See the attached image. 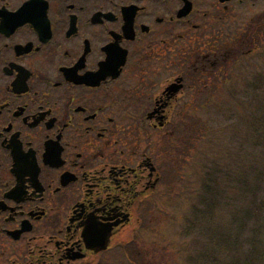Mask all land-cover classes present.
<instances>
[{
	"label": "flooded vegetation",
	"instance_id": "flooded-vegetation-1",
	"mask_svg": "<svg viewBox=\"0 0 264 264\" xmlns=\"http://www.w3.org/2000/svg\"><path fill=\"white\" fill-rule=\"evenodd\" d=\"M236 1L0 0V264H114L162 205L149 127Z\"/></svg>",
	"mask_w": 264,
	"mask_h": 264
},
{
	"label": "rangeland",
	"instance_id": "rangeland-1",
	"mask_svg": "<svg viewBox=\"0 0 264 264\" xmlns=\"http://www.w3.org/2000/svg\"><path fill=\"white\" fill-rule=\"evenodd\" d=\"M260 14H264V0L259 1L254 7L252 8H240L237 11L229 14L228 16L232 18V25L234 26V30L238 28H243V26H248L249 24L254 25V22L256 21L254 18L257 17ZM252 25H249L250 28H247L246 31L250 33L252 36L254 34H260L264 32V22L257 25V27H254ZM210 29H207V32H209ZM234 35H237L236 32H233ZM244 35V33H241L240 36ZM205 41H196V39H193V45L195 47H200L204 50L209 49V41L210 38L206 35ZM240 48H243V45L239 46ZM204 52V51H202ZM223 52L220 51V54ZM213 53L212 56L214 58L212 60L207 59L206 62L203 64V67L201 71L199 72H193L191 70V75L193 78L190 83H193L195 81L197 74H201L205 76V81H195L193 84V88L188 91L189 92V98L186 100H183L180 102V113L177 116V119L174 122V125H177L178 129L176 130V138H174V142L179 146L177 151L175 153L168 154L167 152H164V155L162 159L160 160V165L163 166L161 168V171L166 176L165 182L168 180V186L165 187V192H168L170 189V185L172 184L173 180L175 181V184L173 187L176 189V194L173 195H167L165 194L164 197V206H163V223H157V234L152 233L150 238L146 239L147 237H141L139 235H135V233H132L131 240L134 239V242L130 245V250L133 254H139L144 252H150L149 253V260L151 257H153V261L158 264H187V261L189 257L191 256V253L182 252V250H187L188 242L191 241V244L194 243L195 245H203V241L199 242H193L192 239H188V237L184 236V225H186L182 219L185 217V215L188 214L190 207L194 204L195 198L188 196L190 192H193V190H196V187H200V175L201 173H198V170L204 166L205 159L207 160V154L209 152L210 156L208 159H212V156L215 155V152L221 153L222 151H229L232 152L234 150L235 143L234 141H231L229 139V136L226 135L225 143H222L218 140V143H212V138H215L216 135H212V131L220 130L223 127H226L228 129V134L233 131L234 129L238 130H244L245 129V123L250 119V115L247 111L242 112V119L239 121L238 118L241 116V108L240 104L238 103V107H234L236 103H231V99H229V104L224 107L228 108L227 113L224 111V115L222 117V123L218 120L219 115L217 113V110H221V114L223 113V108L218 107V109H213V99L216 100L218 98L214 97L211 99L210 104V110H209V104H207V100L203 99V96L207 95L209 93V96L214 93L216 95L215 88L219 87V90L226 95L227 92H230L232 90V86L236 81L242 80L243 81V75L244 77L248 76L249 78H253L256 75V66H259L262 56L260 59H258V65L255 62V57H250L245 63H243L240 67L243 69L242 73L238 77H233L229 71L236 74L237 70L234 69V63L237 55L239 54V49L234 48L232 51L224 52V57ZM252 56V55H248ZM225 61V62H224ZM198 69L201 68V65L198 63ZM227 66V68H221L222 66ZM188 66V65H185ZM225 66V67H226ZM214 67V68H213ZM196 68V67H195ZM213 68V69H212ZM259 71L261 70L260 67ZM228 69V72H227ZM224 78V79H222ZM250 82V81H248ZM248 82H245L241 88V91L235 93L236 98H241L244 94L248 92ZM241 83V82H240ZM222 99H219L218 103H221L222 101H225ZM205 100V101H204ZM243 104H247L250 102V98L245 100L244 96L242 97ZM207 104V105H206ZM212 105V107H211ZM217 106V105H216ZM234 107V108H233ZM213 109V110H212ZM231 113L237 114V117L235 116L232 119L228 118V115ZM227 115V117H226ZM217 120V121H216ZM171 127L170 129H172ZM174 136V137H175ZM243 144L247 145L248 140L245 139V135L243 133ZM164 142L166 143L168 136L166 135V132L163 133ZM177 140V141H176ZM191 140V141H189ZM190 143H193V146L190 147ZM217 142V140H216ZM242 142V138H241ZM170 141L167 142L169 144ZM262 145H264V139L262 141ZM193 148V149H192ZM191 151V152H190ZM258 158V155H256ZM213 161V160H212ZM211 161V162H212ZM211 162H207V164H210ZM175 163V165H174ZM184 177V180L182 178ZM221 185L223 183L221 182ZM173 191H171L172 193ZM230 196L234 197L235 191L234 189L230 190ZM262 197V196H261ZM178 200V202H177ZM242 201H240L241 203ZM176 203L178 204V214H172L173 210L177 207ZM180 205V206H179ZM238 207V204L235 205V209ZM239 207H242V204H239ZM238 207V210H239ZM162 215V211L158 213V218L160 219V216ZM177 217L174 218V217ZM238 220L235 223V218L230 216V223L229 228L227 230L228 234V242L226 244L222 243L218 238V235L215 236L213 234H210L211 242L218 243V248L222 245L226 246L234 238H240L241 237V229H242V220H241V211L238 215ZM174 218V219H173ZM173 219V222L171 221ZM228 220V219H227ZM161 221V219H160ZM221 221L225 222V219H221ZM179 224H178V223ZM178 225V226H177ZM136 228L133 226L131 229L133 230ZM154 236H156V241L160 243L163 242V248L159 251H155V249L145 248L142 246L143 240L146 239V241H154ZM197 239V237L195 238ZM194 239V240H195ZM172 241V242H170ZM148 244V243H147ZM260 245V249L264 247V235L263 240L258 239V246ZM242 242L237 241V247L234 248V250H241ZM178 247V249L176 248ZM229 249V247H227ZM248 249L243 250V252H240L241 257H246V260L248 261V257L251 256L248 254ZM124 250H117L114 251V264H129V260H131L130 256L128 254L123 253ZM247 251L246 253H244ZM239 255V252L237 254L229 255L227 256V263L221 261L224 264H232L234 262V259L236 256ZM140 259L138 260L141 264H144V259L141 255H138ZM252 259L248 261L247 264H261V260L257 259V255L251 256ZM156 259V260H154ZM246 260L243 261L246 262ZM135 264H139L138 262H135ZM148 264V262L146 263ZM262 264H264V260L262 261Z\"/></svg>",
	"mask_w": 264,
	"mask_h": 264
},
{
	"label": "trees",
	"instance_id": "trees-1",
	"mask_svg": "<svg viewBox=\"0 0 264 264\" xmlns=\"http://www.w3.org/2000/svg\"><path fill=\"white\" fill-rule=\"evenodd\" d=\"M241 41L248 46L258 43L247 37L241 38ZM244 98H250V102L243 104L240 98L237 103L243 107L242 112H248L250 119L246 121L244 130L241 128L240 131L233 132V136L242 138V142L238 141L232 152L223 151L221 159L214 156L211 165L204 166L199 180L201 190L197 191L200 194L196 203L206 208L205 219H215L214 209L224 204L225 197H228V205L236 203L238 194L231 197L229 193L231 189L241 188L242 229L246 232L253 221L250 234L257 236L264 229V77L248 84V92L244 94ZM241 117L242 113L239 121ZM243 133L248 140L247 145L243 144ZM233 208L231 206L228 211ZM208 210L211 212H207Z\"/></svg>",
	"mask_w": 264,
	"mask_h": 264
}]
</instances>
